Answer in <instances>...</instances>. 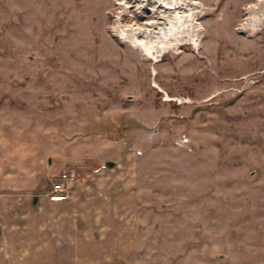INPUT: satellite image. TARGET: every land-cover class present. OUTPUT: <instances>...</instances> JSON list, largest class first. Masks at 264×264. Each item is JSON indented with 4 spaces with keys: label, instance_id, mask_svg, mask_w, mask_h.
<instances>
[{
    "label": "rangeland",
    "instance_id": "1",
    "mask_svg": "<svg viewBox=\"0 0 264 264\" xmlns=\"http://www.w3.org/2000/svg\"><path fill=\"white\" fill-rule=\"evenodd\" d=\"M124 1L0 0V123L135 157L148 264H264V0H181L157 61Z\"/></svg>",
    "mask_w": 264,
    "mask_h": 264
},
{
    "label": "crops",
    "instance_id": "2",
    "mask_svg": "<svg viewBox=\"0 0 264 264\" xmlns=\"http://www.w3.org/2000/svg\"><path fill=\"white\" fill-rule=\"evenodd\" d=\"M62 144L0 123V264H148L135 157L92 161ZM71 168L67 198L50 199L52 180Z\"/></svg>",
    "mask_w": 264,
    "mask_h": 264
},
{
    "label": "bare ground",
    "instance_id": "3",
    "mask_svg": "<svg viewBox=\"0 0 264 264\" xmlns=\"http://www.w3.org/2000/svg\"><path fill=\"white\" fill-rule=\"evenodd\" d=\"M119 4L124 10L123 14L129 11L127 10L128 8L136 7V10L138 11V17H140V19L144 16L150 17V20L144 22L142 26L130 27L135 36L134 40L131 41V44L134 47L140 46V48L144 50V53L148 57H152L155 61L158 60L160 55L167 51L164 44L161 46L163 47L162 49L157 48V50L154 51L153 48L148 49L145 47L146 44L143 45L138 37L150 40L149 43H152L154 40L164 41L167 43L174 38L178 40L181 39V35H179L181 32V25H177L180 21V18L183 17L182 11L184 9L185 3L181 0H126ZM188 5L196 6L197 2L189 1ZM196 31L198 32V29L193 27V32L195 33ZM194 35L198 36L199 33H195ZM119 37L124 38V40H126L125 38L129 39L128 34H119Z\"/></svg>",
    "mask_w": 264,
    "mask_h": 264
},
{
    "label": "built area",
    "instance_id": "4",
    "mask_svg": "<svg viewBox=\"0 0 264 264\" xmlns=\"http://www.w3.org/2000/svg\"><path fill=\"white\" fill-rule=\"evenodd\" d=\"M72 175L66 171H61L58 176L50 183V188L47 193L48 197L53 200H64L67 198L70 190V179Z\"/></svg>",
    "mask_w": 264,
    "mask_h": 264
},
{
    "label": "water",
    "instance_id": "5",
    "mask_svg": "<svg viewBox=\"0 0 264 264\" xmlns=\"http://www.w3.org/2000/svg\"><path fill=\"white\" fill-rule=\"evenodd\" d=\"M105 166L111 167L112 163L111 162H107V163H105Z\"/></svg>",
    "mask_w": 264,
    "mask_h": 264
}]
</instances>
